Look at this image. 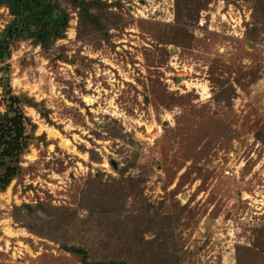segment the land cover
Wrapping results in <instances>:
<instances>
[{
    "label": "rangeland",
    "instance_id": "obj_1",
    "mask_svg": "<svg viewBox=\"0 0 264 264\" xmlns=\"http://www.w3.org/2000/svg\"><path fill=\"white\" fill-rule=\"evenodd\" d=\"M102 1L119 4L105 31L77 37V13L66 6L64 39L49 51L18 41L0 64L12 93L48 115L22 105L40 139L0 192V264H81L64 242L90 248V260L109 258L87 234L110 241L119 214L111 209L124 204L110 184L125 166L124 181L139 188L127 212L143 213V201L170 215L180 264H237L236 246L264 233V20L253 16L255 0H202L194 22L185 11L176 19L179 0ZM11 19L0 7V35ZM4 97L0 82V112L9 109ZM40 202L71 207L79 220L94 213L54 239L13 216ZM262 256L242 261L264 264Z\"/></svg>",
    "mask_w": 264,
    "mask_h": 264
},
{
    "label": "trees",
    "instance_id": "obj_2",
    "mask_svg": "<svg viewBox=\"0 0 264 264\" xmlns=\"http://www.w3.org/2000/svg\"><path fill=\"white\" fill-rule=\"evenodd\" d=\"M208 1V0H207ZM202 0H179L176 3V19L182 18L185 11L188 19L194 22L198 18L199 9L205 7ZM77 13V37L82 33L98 31L103 32L111 25V18H120L118 13H110L112 6L119 7L118 3L108 4L102 0H0V7L8 9L12 19L1 31L0 35V64L4 58L11 57V46L21 40H29L34 46L41 47L44 51H49L53 45L65 38L69 28L70 13L67 7ZM253 16L259 20H264V0H255ZM111 19V20H110ZM188 20V21H189ZM8 64L1 67V72L6 69L9 72ZM4 99L8 102L9 109L0 112V192H4L12 183L18 179L24 170L22 156L29 151V147L35 139H40L34 134L36 125L23 114L22 105L35 107L37 113L42 118L48 115L44 107L39 108V104L32 101L25 95H15L12 93L9 80L3 82L0 78ZM9 112H14L10 117ZM263 139L261 134L257 135ZM128 167L120 169L121 177L112 178L110 188L113 189L110 195L116 194L124 200V204L118 205L116 211L112 207L114 215L119 214L112 227L107 231L109 242L97 244V240L92 235L87 234V241L92 244L95 250L102 249L108 251L102 257H109L106 260H90L91 249L86 246L68 245L61 243L62 248L79 258L81 264H135L130 259L121 257H136V264H180L179 243L173 232V219L168 214L153 213L143 206V213L127 212L126 201L130 196L134 197L139 193L137 185L124 181V175ZM99 185L98 188H100ZM94 189L88 191L89 195ZM104 193V192H103ZM93 195V193H92ZM109 198L112 196H108ZM135 198V197H134ZM91 199H93L91 197ZM97 203V202H96ZM112 202L111 205H114ZM147 205V204H146ZM136 205V211L138 212ZM127 212L122 214V211ZM14 215L17 219L36 220L41 228L32 229V232L44 236H51L63 233L67 230V225L81 222H89V217H93L94 211L88 209L86 219H80L76 210L66 206H54L46 203L27 204L24 203L14 208ZM133 213V214H132ZM80 225L85 232L92 233L91 227ZM91 226V224H90ZM259 232V233H258ZM252 246H236L237 264H243L242 259L253 255L262 256L264 251V233L258 231ZM135 233V235H134ZM151 236L147 239L146 234ZM134 235V236H130ZM137 236L136 240L133 237ZM92 249V251H94ZM120 257V258H119ZM139 257V259H138ZM142 257V259H141ZM264 257V256H262ZM250 259V258H249ZM261 264V263H260Z\"/></svg>",
    "mask_w": 264,
    "mask_h": 264
},
{
    "label": "built area",
    "instance_id": "obj_3",
    "mask_svg": "<svg viewBox=\"0 0 264 264\" xmlns=\"http://www.w3.org/2000/svg\"><path fill=\"white\" fill-rule=\"evenodd\" d=\"M75 24H76V22H75ZM225 173H226V174L233 175V172H232L231 170H226Z\"/></svg>",
    "mask_w": 264,
    "mask_h": 264
},
{
    "label": "water",
    "instance_id": "obj_4",
    "mask_svg": "<svg viewBox=\"0 0 264 264\" xmlns=\"http://www.w3.org/2000/svg\"><path fill=\"white\" fill-rule=\"evenodd\" d=\"M8 114H9L10 117L15 115L14 112H9ZM111 164H113V162ZM113 165H115V164H113Z\"/></svg>",
    "mask_w": 264,
    "mask_h": 264
}]
</instances>
